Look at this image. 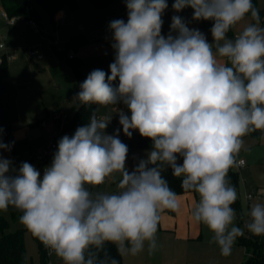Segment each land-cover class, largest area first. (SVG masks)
<instances>
[{
	"label": "clouds",
	"instance_id": "clouds-1",
	"mask_svg": "<svg viewBox=\"0 0 264 264\" xmlns=\"http://www.w3.org/2000/svg\"><path fill=\"white\" fill-rule=\"evenodd\" d=\"M126 7V23L110 22L116 53L111 74L93 70L75 100L126 105L130 117L118 110L119 123L126 136L138 130L152 141L147 159L128 171V147L119 130L106 133L112 115L98 117L97 108L87 125L60 139L42 177L28 162L17 170L0 157V212L18 210L19 223L63 264H119L99 258L106 244L133 256L146 247L154 251L162 213L179 211L177 193L162 174L171 168L181 187L199 197L192 219L227 257L245 229L264 236V203H252L244 227L236 226L238 194L229 179L244 138L264 134L260 10L253 0H175V11L191 7L193 19L214 22L209 43L178 15L170 25L176 35L161 34L167 0H126ZM0 149L10 146L0 141ZM109 180L117 191H92Z\"/></svg>",
	"mask_w": 264,
	"mask_h": 264
},
{
	"label": "rangeland",
	"instance_id": "rangeland-1",
	"mask_svg": "<svg viewBox=\"0 0 264 264\" xmlns=\"http://www.w3.org/2000/svg\"><path fill=\"white\" fill-rule=\"evenodd\" d=\"M76 1L78 7L71 9L65 6V15L58 22L47 8L36 3L35 8L40 15L41 25L37 21L34 25L32 20L23 16H19L15 25H9L0 9V40L5 39L6 47L1 50L0 55L4 50L7 54H15V58L9 62L7 75L13 132L10 141L0 133V141L10 146V150L0 149V157L10 160L14 169L18 170L23 162L38 164L37 155L46 151L51 142H57V139L60 140L65 135L71 137L77 128L85 126L76 125L72 130L67 128L79 107L75 100L78 91L75 87L76 76L72 69L73 65L79 63V69L85 79L96 69L111 74L109 65L114 62L116 53L112 47L114 40L110 22L117 20L122 11L127 8L126 0ZM120 4L122 9L119 8ZM256 5L260 8L264 7V0H256ZM170 16V10L162 15L161 34L165 37L171 32ZM124 21L127 22V20ZM213 23L209 21L206 26H189V28L198 29L206 36L207 41L212 43L213 37L210 30ZM242 27L243 24L235 31H239ZM76 34H84L86 42L75 48L68 47L65 51L67 41ZM171 34L176 35L174 32ZM232 36L229 35V37ZM35 46L41 58L30 54ZM71 53L76 57L74 61L68 58ZM114 85L118 86V79ZM120 104L122 102L116 105ZM96 107L99 109L98 117L112 115L107 128L119 121L113 107L105 108L97 105ZM136 139L137 137L134 138V143ZM244 140V149L240 152L238 159H245L246 165L235 167L239 171L237 194L241 201L243 219L248 217L247 212L252 203H264V134L261 136L249 134ZM151 150L152 148H135L143 159H147ZM32 156L34 160H31ZM53 158L54 155L49 157L48 165H51ZM177 163L182 164L183 159L178 158ZM126 167L129 172L136 168L129 153ZM101 190L115 192L117 187L115 182L109 180ZM187 193L191 198L196 197L199 200L197 194L191 191ZM249 194L261 195L263 199L254 198L249 202L247 200ZM0 215L8 221V226L3 231L0 229V234L24 228L19 223L21 213L18 210L10 207L8 211L0 212ZM235 224L238 226L237 218ZM240 227L244 226L241 224ZM243 235H249L246 229ZM211 236L212 233L204 226V239L189 246L192 264H242L253 253L252 249L247 252L243 245H239L237 238L231 255L222 256L219 247L215 243H210ZM24 240L28 259L38 261V239L26 230ZM262 250L264 252V243ZM51 262V264H63L56 255L51 257Z\"/></svg>",
	"mask_w": 264,
	"mask_h": 264
},
{
	"label": "trees",
	"instance_id": "trees-1",
	"mask_svg": "<svg viewBox=\"0 0 264 264\" xmlns=\"http://www.w3.org/2000/svg\"><path fill=\"white\" fill-rule=\"evenodd\" d=\"M38 3L41 6L47 8L52 15H54L57 11L68 6L71 9H75L78 7V3L76 0H0L2 11H6L10 17L14 16H23L28 20H32L36 23V21L41 25L40 15L35 8V4ZM253 4L256 8L260 10L261 21H264V7L260 8L256 5V0H253ZM42 29V27H41ZM229 35H233V32H229ZM86 42L84 34H76L73 35L66 43V49L68 47H78ZM3 61L0 63V133L1 135L10 141L13 126L11 122V113H10V97L9 90L7 84V75L9 72V61L6 59L5 55H3ZM69 58V57H68ZM75 56L73 58H69L74 61ZM73 72L76 76L75 87L79 92L80 85L85 80V76L82 71L79 69V63L72 66ZM96 105L84 106L79 105L72 122L68 125V130H72L76 125H87L90 122L91 114L94 110H96ZM261 132L257 131L251 133V135H260ZM58 136V135H57ZM60 140L57 139V143ZM138 148H152V141L149 138L142 137L139 135L136 139L135 143ZM58 150V145L55 150ZM34 156L31 157V160ZM151 167V165H149ZM163 176L168 181L169 186L173 191L177 194L186 193L190 191H185L182 187V178L174 177L172 175L171 168H168L164 171ZM229 179L231 183L235 186L236 191L238 193L239 190V171L234 167L229 171ZM236 214H237V222L240 227L243 221V212L241 208V201L238 197L236 202L232 205ZM8 226V221L5 217L0 215V229L3 231ZM26 229L20 228L16 231L9 233L0 234V264H49V259L47 257L45 249L42 247L41 242H39V260L34 261L28 259L26 253V246L24 240V233ZM237 243L239 245H243L246 248L247 252H250L252 249L253 253L248 257V259L242 264H264V252L262 250L264 243V236H254L249 233L248 236L242 235L238 237ZM99 258L103 259H111L114 258L119 262V264H123L122 254L117 250L116 246L113 244H106L103 251L99 253Z\"/></svg>",
	"mask_w": 264,
	"mask_h": 264
},
{
	"label": "crops",
	"instance_id": "crops-1",
	"mask_svg": "<svg viewBox=\"0 0 264 264\" xmlns=\"http://www.w3.org/2000/svg\"><path fill=\"white\" fill-rule=\"evenodd\" d=\"M174 2L175 0H167L168 7L164 11L170 10L171 19L173 16L178 15L184 20L188 27L206 26V23L211 21L193 19L194 10L191 7H186L180 12L175 11L172 8ZM119 8H121V4ZM0 9H2L1 6ZM64 15L65 10L63 8L54 14V18L58 22ZM15 23L9 25H15ZM41 31H43V28ZM121 110H123L124 114L128 115L126 110ZM116 112L119 117V112ZM188 194L189 193L186 192L177 195L180 204L178 212L166 210L164 214L161 215V221L157 232L156 249L150 252L146 247L143 252L134 256L127 253L122 254L123 264H192L190 262L191 256L189 246L198 240L204 239V226L203 224L196 223L192 219L191 212L198 200L196 197L191 198Z\"/></svg>",
	"mask_w": 264,
	"mask_h": 264
},
{
	"label": "built area",
	"instance_id": "built-area-1",
	"mask_svg": "<svg viewBox=\"0 0 264 264\" xmlns=\"http://www.w3.org/2000/svg\"><path fill=\"white\" fill-rule=\"evenodd\" d=\"M2 16L3 18L5 19V21H7L8 24H14L15 21L19 18L17 16H14V17H10L6 11H2ZM118 19H122V20H127L128 19V9H124L122 11V13L119 15ZM32 24H35L34 21H32ZM57 44V43H56ZM3 49H6L5 47V44H4V40H0V52L1 50ZM30 54L32 56H35L36 58H41V54L38 53L37 51V48L36 46L33 47L30 51ZM3 55H5L6 59L8 61H11L15 58V54H7L6 51L4 50L3 53H1L0 55V63L3 61ZM74 55L71 53L69 54V58H73ZM113 109L115 111H118V110H121V109H124L127 111L128 113V116L130 117V111L127 109V106L124 105V104H120V105H115L113 107ZM117 130H119L118 132V138L124 143L127 145L128 147V153H129V156L132 160V162L134 163V165L137 167L140 160H142V156L140 155V153L136 152L135 151V148H136V145L134 143V138L138 137L140 134L138 132V130H133V134L131 137H128L126 136L124 133H123V129H122V125H120L119 121L113 123V125H111L110 128H106V133L107 134H110V135H116L117 134ZM68 136V135H67ZM57 145L58 143L56 141H53L50 143V146L49 148L44 151V152H41L40 154L37 155V160H38V164L36 165H33L41 174V177L43 176V173H44V169L50 165H48V159L49 157L53 156L55 154V150L57 148ZM34 160V158H33ZM239 163H238V166L237 167H243L246 165V161L245 159H238ZM107 184V182L103 185H100L98 188H93L92 191L95 192V191H101V192H107L106 190H101L102 187H104L105 185ZM254 198H258L260 200L263 199V196L261 195H258V194H249L247 196V200L249 202H251V200H253ZM248 220V217L243 219L242 221V225L244 226L245 222ZM42 244V243H41ZM42 247L45 249L46 251V254H47V257L49 259V264H51V257L55 254L53 253H50V251L44 247V245L42 244Z\"/></svg>",
	"mask_w": 264,
	"mask_h": 264
}]
</instances>
